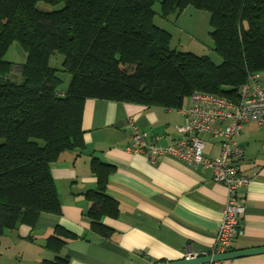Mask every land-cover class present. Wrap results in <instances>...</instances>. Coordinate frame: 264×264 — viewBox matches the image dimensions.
Returning a JSON list of instances; mask_svg holds the SVG:
<instances>
[{
	"label": "trees",
	"instance_id": "obj_1",
	"mask_svg": "<svg viewBox=\"0 0 264 264\" xmlns=\"http://www.w3.org/2000/svg\"><path fill=\"white\" fill-rule=\"evenodd\" d=\"M39 2L51 10H40ZM155 2L0 0V237L61 212L51 165L84 147L86 99L172 109L193 92L236 101L249 75L264 71V0H160L158 12ZM185 6L209 13L218 63L171 48V33L156 23ZM14 43L23 63L4 58ZM61 73L70 76L65 88ZM90 167L97 185L84 193L86 215L90 228L106 236L112 229L102 218L117 212L105 190L113 166L92 157ZM74 236L57 225L43 244L54 258L40 264H67L59 254Z\"/></svg>",
	"mask_w": 264,
	"mask_h": 264
},
{
	"label": "crops",
	"instance_id": "obj_2",
	"mask_svg": "<svg viewBox=\"0 0 264 264\" xmlns=\"http://www.w3.org/2000/svg\"><path fill=\"white\" fill-rule=\"evenodd\" d=\"M257 75L264 89V71ZM187 102L188 98L182 106ZM180 108L86 99L81 117L84 147L62 153L51 165L61 212L42 214L34 227L22 224L15 233L0 237V250L7 252L0 251V256L23 259L25 252L13 249L11 242H25L40 248L32 251L33 264L53 259L54 253L43 244L57 225L75 234L59 254L66 257L67 264H151L191 254L211 255L225 205V187L214 182L210 169L201 165H189L172 156L151 163L145 154L126 150L133 128L146 132L150 139L160 136L161 146L180 138L177 127L186 120ZM201 137L204 156L216 157L219 140L209 133ZM235 142L243 149L240 166L250 180L238 191L245 207L240 218L243 233L232 241V252L264 247V128L246 122ZM92 157L113 166L105 190L117 201V212L102 218L112 229L106 236L90 228L86 215L89 201L84 193L97 185L90 167ZM224 261L264 264V252Z\"/></svg>",
	"mask_w": 264,
	"mask_h": 264
},
{
	"label": "built area",
	"instance_id": "obj_3",
	"mask_svg": "<svg viewBox=\"0 0 264 264\" xmlns=\"http://www.w3.org/2000/svg\"><path fill=\"white\" fill-rule=\"evenodd\" d=\"M257 77V74L249 75L248 81L240 86L236 101L204 92L191 93L187 104L180 108L186 119L184 125L177 127L182 136L173 143L161 146L160 136L150 139L146 132L133 128L126 147L129 152L145 154L151 163L172 156L189 165H201L210 169L214 182L225 187V205L211 256L230 252L232 241L243 233L240 218L245 207L238 191L250 177L241 169L243 149L235 137L246 122L264 128V89ZM205 133L219 140V152L214 158L203 154L201 136ZM209 264H225V261L212 260Z\"/></svg>",
	"mask_w": 264,
	"mask_h": 264
},
{
	"label": "rangeland",
	"instance_id": "obj_4",
	"mask_svg": "<svg viewBox=\"0 0 264 264\" xmlns=\"http://www.w3.org/2000/svg\"><path fill=\"white\" fill-rule=\"evenodd\" d=\"M159 1L160 0H156L154 5V10L157 12L159 11ZM37 8L43 11L51 10L50 5L42 2L38 3ZM156 23L171 33V48L182 52H191L196 55H208L216 63L220 61V57L215 53V51H213L212 40L209 36L211 28L210 16L208 12L195 9L192 6H185L178 15H171L166 20L157 16ZM4 58L13 64H19L24 62L25 54L19 46L14 43L9 47ZM18 69V67L14 68V72L12 74L14 77L18 76ZM61 77L63 80L62 88H65L69 82L70 76L66 73H61ZM11 243L13 244V249H17L16 251L21 249L25 252L24 258L21 259L20 257L18 258L13 256L10 259H6L3 255L5 251L0 250L1 252L3 251L0 256V264H33L32 251L35 249L40 250V248H38L39 246L33 247L32 244L25 242Z\"/></svg>",
	"mask_w": 264,
	"mask_h": 264
},
{
	"label": "water",
	"instance_id": "obj_5",
	"mask_svg": "<svg viewBox=\"0 0 264 264\" xmlns=\"http://www.w3.org/2000/svg\"><path fill=\"white\" fill-rule=\"evenodd\" d=\"M263 252H264V247H256V248L240 250V251H233V252L230 251L225 254L214 255V256H211V255L194 256L191 254L188 257H185L184 259H181V260L151 263V264H200V263L210 262L212 260H227L230 258L242 257V256H247V255L256 254V253H263Z\"/></svg>",
	"mask_w": 264,
	"mask_h": 264
}]
</instances>
